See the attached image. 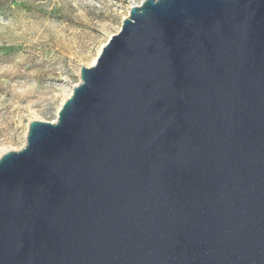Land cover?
Here are the masks:
<instances>
[{"label": "water", "instance_id": "obj_1", "mask_svg": "<svg viewBox=\"0 0 264 264\" xmlns=\"http://www.w3.org/2000/svg\"><path fill=\"white\" fill-rule=\"evenodd\" d=\"M0 264H264V0L132 5L0 156Z\"/></svg>", "mask_w": 264, "mask_h": 264}, {"label": "rangeland", "instance_id": "obj_2", "mask_svg": "<svg viewBox=\"0 0 264 264\" xmlns=\"http://www.w3.org/2000/svg\"><path fill=\"white\" fill-rule=\"evenodd\" d=\"M143 0H0V155L53 122L99 48Z\"/></svg>", "mask_w": 264, "mask_h": 264}, {"label": "bare ground", "instance_id": "obj_3", "mask_svg": "<svg viewBox=\"0 0 264 264\" xmlns=\"http://www.w3.org/2000/svg\"><path fill=\"white\" fill-rule=\"evenodd\" d=\"M104 44H105V43H104ZM104 44H103V45H104ZM103 45L99 48V50H98L96 56L92 59V61H91L90 65H89V67L92 66V65L94 64V62H95V60H96V57H97V55L99 54V51H100V49L103 47ZM70 94H71V90L69 91V93H68L66 99L70 96ZM66 99H65V100H66ZM65 100H64V101H65ZM64 101H63V102H64ZM63 102L59 105L57 111L59 110V108H60V106L63 104ZM57 111H56V112H57ZM5 152H6V151H5ZM2 154H3V153H2ZM0 156H1V155H0Z\"/></svg>", "mask_w": 264, "mask_h": 264}]
</instances>
